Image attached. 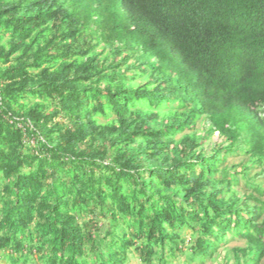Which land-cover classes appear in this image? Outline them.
<instances>
[{
	"label": "trees",
	"instance_id": "1",
	"mask_svg": "<svg viewBox=\"0 0 264 264\" xmlns=\"http://www.w3.org/2000/svg\"><path fill=\"white\" fill-rule=\"evenodd\" d=\"M237 238L225 264H262L264 0H0V264Z\"/></svg>",
	"mask_w": 264,
	"mask_h": 264
},
{
	"label": "rangeland",
	"instance_id": "2",
	"mask_svg": "<svg viewBox=\"0 0 264 264\" xmlns=\"http://www.w3.org/2000/svg\"><path fill=\"white\" fill-rule=\"evenodd\" d=\"M203 127V122L200 121L197 125V130H201V128ZM212 141L215 142V141H219V136H218V133H216L213 138H212ZM210 146H211V142H209L206 146V148L209 150L210 149ZM244 159V156L243 155H235V156H230L227 160V164L229 166H233V165H237L239 164L242 160ZM240 166H238V169L240 170ZM186 237L189 239L191 237L190 235V231H186ZM245 245V242L243 240H240V239H233L231 241L228 242V244L221 248L219 251H220V255L217 256L216 260H208L207 262H205L204 264H225V259H224V254H226V251L228 248H232V247H235V246H244ZM183 261V260H181ZM233 263V260H231V263ZM129 264H143V262L141 261L140 257L139 256H133L131 259H130V262ZM262 264H264V261L262 262Z\"/></svg>",
	"mask_w": 264,
	"mask_h": 264
}]
</instances>
